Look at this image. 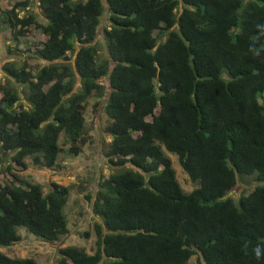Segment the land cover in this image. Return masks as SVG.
Listing matches in <instances>:
<instances>
[{
  "label": "trees",
  "instance_id": "1",
  "mask_svg": "<svg viewBox=\"0 0 264 264\" xmlns=\"http://www.w3.org/2000/svg\"><path fill=\"white\" fill-rule=\"evenodd\" d=\"M33 1L0 9V33L7 27L13 42L30 27L44 35L19 49L39 65L12 56L0 65V161L52 167L59 134L76 154L90 94L104 93L109 118L103 154L113 170L91 202L94 250L58 246L55 264H185L193 253L196 264H264L252 256L264 245V0H35L43 21ZM165 151L192 182L188 191ZM244 175L252 185L227 193ZM9 176L0 245L20 238L18 226L46 241L64 235L68 186L50 181L43 191ZM0 264L36 261L0 251Z\"/></svg>",
  "mask_w": 264,
  "mask_h": 264
},
{
  "label": "rangeland",
  "instance_id": "2",
  "mask_svg": "<svg viewBox=\"0 0 264 264\" xmlns=\"http://www.w3.org/2000/svg\"><path fill=\"white\" fill-rule=\"evenodd\" d=\"M13 1L15 0H0V9L8 7ZM103 6L96 33V39L99 43H102L103 39L101 33L102 25L107 24L106 5L103 4ZM31 10L36 13L38 21H43L35 0L31 5ZM18 13H22V10L18 11ZM29 30L27 36L21 37L17 42H13L10 39L9 29L7 27L2 29L3 34L0 33V65L11 56L17 62L24 61L32 68L40 64V59L20 52L21 49L39 44L44 39V35L39 29L30 27ZM7 45H14L18 49L16 54L18 51L20 53L17 55L11 53L9 56L6 52ZM98 49L99 52L105 51L104 45ZM3 80L4 75L0 69V81ZM101 81L105 84L104 91H106L105 76L101 78ZM15 87L16 89H20L18 85H15ZM95 100L98 101L97 104L93 103ZM104 100V93L100 97L90 94L85 99L83 129L79 140L75 142L78 145V152L76 154L69 152L68 147L71 143L62 134H59L57 142L61 148L57 153L56 164L52 167L36 166L31 163L29 157H25L26 165L22 168L10 162L8 158H3L0 161V184L8 181L10 178L9 173L13 172L21 179L33 180L40 183L43 191H46L47 184L50 181L65 184L69 189L68 200L63 207L67 232L57 240L46 241L18 226L17 232L20 238L8 245H0V251L6 255L30 256L35 259L36 264H55L58 246L74 244L83 247L87 252L94 250L95 232L93 223L99 219L92 212L91 202L97 187V180L100 176H105L109 171L113 170V166L107 163L103 154V149L109 140L107 132L104 131V125L109 119L103 107ZM165 153L171 160V165L179 185L183 190L188 191L192 188L193 184L178 164L176 155L168 151H165ZM7 164L9 165V169L5 170ZM242 178L248 181L237 180L233 188L227 193L235 197L252 185V181H250L252 180L251 175H244ZM85 193L90 195L89 199L85 197ZM83 232H86L87 235L83 234ZM196 260L197 256L193 253L188 257L185 264H196Z\"/></svg>",
  "mask_w": 264,
  "mask_h": 264
},
{
  "label": "clouds",
  "instance_id": "3",
  "mask_svg": "<svg viewBox=\"0 0 264 264\" xmlns=\"http://www.w3.org/2000/svg\"><path fill=\"white\" fill-rule=\"evenodd\" d=\"M248 243L245 242L242 245V251H244L245 255H248ZM252 256L254 259L257 261L264 259V245H256L255 247L252 248Z\"/></svg>",
  "mask_w": 264,
  "mask_h": 264
}]
</instances>
